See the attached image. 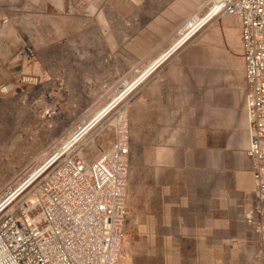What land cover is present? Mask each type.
I'll list each match as a JSON object with an SVG mask.
<instances>
[{"label":"crops","instance_id":"1","mask_svg":"<svg viewBox=\"0 0 264 264\" xmlns=\"http://www.w3.org/2000/svg\"><path fill=\"white\" fill-rule=\"evenodd\" d=\"M39 1L45 9L86 7ZM213 19L167 56L172 42L129 93L120 264L264 261V201L245 217L257 200L240 31L229 15ZM12 31L0 23V57L9 64L23 58Z\"/></svg>","mask_w":264,"mask_h":264},{"label":"rangeland","instance_id":"2","mask_svg":"<svg viewBox=\"0 0 264 264\" xmlns=\"http://www.w3.org/2000/svg\"><path fill=\"white\" fill-rule=\"evenodd\" d=\"M219 1L86 0L84 8L72 1L45 9L39 0H0V23L23 49L11 64L0 57V206L67 152L92 160L109 145L151 61L160 64L212 23Z\"/></svg>","mask_w":264,"mask_h":264},{"label":"built area","instance_id":"3","mask_svg":"<svg viewBox=\"0 0 264 264\" xmlns=\"http://www.w3.org/2000/svg\"><path fill=\"white\" fill-rule=\"evenodd\" d=\"M216 12L233 17L240 31L250 133L246 155L257 200L245 217L252 220L264 201V0H220ZM28 80L36 81L20 79ZM12 87L8 84L3 90ZM128 154L123 115L113 125L111 143L94 159L69 151L49 164L25 192L2 204L0 264H117Z\"/></svg>","mask_w":264,"mask_h":264}]
</instances>
